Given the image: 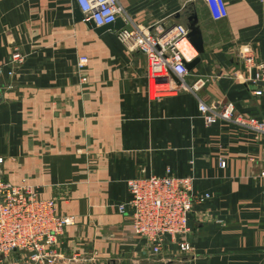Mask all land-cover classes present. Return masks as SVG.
<instances>
[{
    "label": "crops",
    "instance_id": "obj_1",
    "mask_svg": "<svg viewBox=\"0 0 264 264\" xmlns=\"http://www.w3.org/2000/svg\"><path fill=\"white\" fill-rule=\"evenodd\" d=\"M73 1L0 0L1 173L73 216L52 264H264V135L233 120L206 125L198 109L199 100L231 101L264 118V90L253 92L260 86L238 52L264 59V2L222 0L217 16L204 0H119L139 25H187L196 12L204 51L185 81L203 85L152 96L145 56L114 29L75 19ZM167 168L211 193V219L190 218L188 252L168 239L153 254L116 204L130 197L129 178Z\"/></svg>",
    "mask_w": 264,
    "mask_h": 264
},
{
    "label": "built area",
    "instance_id": "obj_2",
    "mask_svg": "<svg viewBox=\"0 0 264 264\" xmlns=\"http://www.w3.org/2000/svg\"><path fill=\"white\" fill-rule=\"evenodd\" d=\"M204 1L212 6L217 16L223 14L222 0ZM76 2L84 19L92 18L97 25L111 22L118 15L122 17L124 24L114 32L126 46L145 56L152 96L180 89L197 91L203 85L200 78L192 84L185 81L189 71L186 62L198 55L185 23L156 21L139 25L124 11L119 0ZM238 52L247 71H252L248 78L260 86L253 92L261 94L264 90V59L254 58L247 46L239 48ZM23 58L24 55L15 50L10 62L17 65ZM86 63L87 56L81 55L78 67L82 68ZM8 72L12 73L13 69ZM198 109L206 125L218 120H233L264 135V118L237 111L231 101L209 104L199 100ZM2 162L0 155V166ZM218 164L225 166V159L219 157ZM258 175L264 178V166ZM193 181V175L176 176L170 173V168L162 175L149 174L127 180L130 197L116 206L119 212L127 215L133 232L145 239L151 253H160L168 239L175 242L182 253L191 250V244L185 238L190 229L189 220L202 217V211L195 208L211 197L209 191L195 190ZM73 222L72 215L57 211L54 198L41 196L37 187L29 182L5 179L0 167V264H52L60 257L56 250L58 238Z\"/></svg>",
    "mask_w": 264,
    "mask_h": 264
},
{
    "label": "water",
    "instance_id": "obj_3",
    "mask_svg": "<svg viewBox=\"0 0 264 264\" xmlns=\"http://www.w3.org/2000/svg\"><path fill=\"white\" fill-rule=\"evenodd\" d=\"M74 2V17L75 19H84L82 12L80 11L76 0ZM179 15V14H177ZM87 25L91 28H93L97 33H101L104 30L108 29H118L120 28L123 24L124 21L120 15H118L113 21L104 23L101 25H97L95 21L92 18L89 19H84ZM187 27H188V36L190 41L193 43V45L197 48L198 52L201 53L204 51L203 47V39H202V34L200 27L197 23V15L195 11L188 12L187 17ZM200 60V55H197L195 58H193L191 61L186 62L187 68L190 70L194 65ZM145 175H149L148 169L145 172Z\"/></svg>",
    "mask_w": 264,
    "mask_h": 264
},
{
    "label": "rangeland",
    "instance_id": "obj_4",
    "mask_svg": "<svg viewBox=\"0 0 264 264\" xmlns=\"http://www.w3.org/2000/svg\"><path fill=\"white\" fill-rule=\"evenodd\" d=\"M202 208V209H201ZM201 208H199V211L201 212L202 211V217H200V219H195V221H199V222H206L208 220H210L211 218V215H210V210H209V204L204 203L203 205L201 204ZM206 214V215H203V214ZM192 216H194V213L192 214ZM190 230V229H189ZM189 232V231H188Z\"/></svg>",
    "mask_w": 264,
    "mask_h": 264
}]
</instances>
